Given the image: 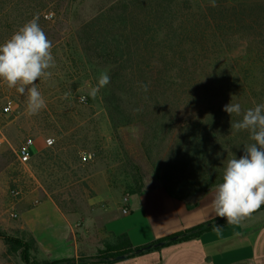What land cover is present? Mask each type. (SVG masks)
I'll return each mask as SVG.
<instances>
[{
    "label": "rangeland",
    "instance_id": "rangeland-1",
    "mask_svg": "<svg viewBox=\"0 0 264 264\" xmlns=\"http://www.w3.org/2000/svg\"><path fill=\"white\" fill-rule=\"evenodd\" d=\"M48 1L50 5L39 22L46 25L44 32L53 44L56 66L50 69L49 79L36 82L46 109L28 116L26 97L0 81V264H27L23 251L31 242L33 248L28 250L31 258L52 262L39 259L35 240L18 228L22 223V207L29 201L47 200L44 191L64 208L79 209L85 197L95 190L102 191L105 185L122 200L130 196L134 175L141 178L143 191L161 186L162 171L169 168L173 156H177L179 143L184 140V121L195 116V107H172L171 99L167 98L168 105H162L165 129L153 132L157 109L153 113L142 112L140 106L136 107L139 96H134L135 91L120 95L125 104L114 116L107 104L111 87L108 91L107 86L102 88L95 99L88 97L86 103H81L79 97L87 95L88 85L95 86L101 72L107 71L110 76L114 70L89 58L80 40L81 27L107 11L111 4L108 0ZM197 1L210 33L216 28L215 20H219L218 35L225 48L222 60L233 62L240 82L250 86V108L264 103V0H215V6L212 0ZM14 19L11 17L9 21ZM116 30L121 35L127 32L122 26H116ZM65 93L71 94L68 99L62 98ZM155 99L152 98L151 104L155 105ZM157 100L160 103L163 99ZM226 102L236 103L229 98ZM9 105L11 110L7 112ZM241 109L242 113L247 110L245 106ZM240 119L236 114L228 117L220 113L211 127L218 134L216 140L223 156L228 153L235 156L240 145L252 142L247 131H231V121ZM28 139L46 141L47 151L22 166L16 153ZM86 155L91 158L85 160ZM15 190L21 192L20 196L13 194ZM200 196L189 194L183 198L194 201ZM5 238L18 239L23 247L10 252ZM102 251L105 247L94 258L83 259L101 260Z\"/></svg>",
    "mask_w": 264,
    "mask_h": 264
},
{
    "label": "trees",
    "instance_id": "trees-1",
    "mask_svg": "<svg viewBox=\"0 0 264 264\" xmlns=\"http://www.w3.org/2000/svg\"><path fill=\"white\" fill-rule=\"evenodd\" d=\"M108 1L111 5L107 11L82 25L80 40L91 60L114 67L110 83L105 87L107 91L112 88L107 101L109 111L113 112V116L118 113L125 104L120 95L135 91L134 96H139L136 107L140 106L142 112L153 113V109H157L152 121L156 130L152 131L161 132L166 126L162 105H168L167 98L171 99L172 107H195V116L184 121L186 133L178 145L177 156H173L169 168L162 171L161 186L181 200L189 194L202 196L208 193L222 182L224 167L233 158L229 153L221 154V146L216 140L218 134L211 127L216 124L215 119L220 113L230 117L222 110L228 98L247 109L251 105L250 86L240 82L233 62L222 60L225 48L218 35L219 20H215L216 28L210 33L197 0ZM49 5L48 0H0V44L34 15L41 17ZM11 17L15 19L9 21ZM39 23L46 30L45 23ZM116 26H122L127 32L121 35ZM142 83L149 84L146 92L141 87ZM152 98L163 100L159 103L155 99L154 105L151 104ZM243 154L244 146L240 145L235 157ZM174 178L178 181L174 182ZM142 187L141 178L134 175L131 195L145 192ZM262 209L264 206L258 211ZM224 222H227L226 219L221 218L217 223L202 225L178 239H188ZM170 240L162 241L169 243ZM5 241L10 252L23 247L18 239L5 238ZM32 248L31 242L23 251L27 264L88 262L83 258L39 262L30 257L28 250ZM145 249H135L129 237L122 235L116 243L105 245L101 261L111 262L119 257L134 256Z\"/></svg>",
    "mask_w": 264,
    "mask_h": 264
},
{
    "label": "crops",
    "instance_id": "crops-1",
    "mask_svg": "<svg viewBox=\"0 0 264 264\" xmlns=\"http://www.w3.org/2000/svg\"><path fill=\"white\" fill-rule=\"evenodd\" d=\"M45 149L46 141L36 139L32 157H39ZM214 192L215 188L187 201L157 186L128 196L124 206L122 197L105 185L102 191L85 197L83 207L66 209L44 191L47 200L29 201L22 207L18 228L35 240L41 260L94 258L106 244L127 235L135 249H147L111 262L89 260L84 264H264V209L241 224H219L220 232L210 228L178 239L221 219L211 212ZM125 208L127 214L123 213ZM168 238L169 243L162 241Z\"/></svg>",
    "mask_w": 264,
    "mask_h": 264
},
{
    "label": "clouds",
    "instance_id": "clouds-1",
    "mask_svg": "<svg viewBox=\"0 0 264 264\" xmlns=\"http://www.w3.org/2000/svg\"><path fill=\"white\" fill-rule=\"evenodd\" d=\"M215 6V0H212ZM39 15L21 26L4 43L0 44V81L8 88L26 97V114L38 115L46 109V101L37 87L38 80H47L52 76L50 69L56 66L52 54L53 44L39 23ZM111 77L103 71L95 86L88 85L87 95L79 100L86 103L88 97L96 98L100 90L110 83ZM146 92L149 84H141ZM65 93L63 99H68ZM223 111L230 116H241L231 121V131H247L252 143L244 145V154L227 161L222 182L215 185L214 196L210 202L215 217L226 219L228 224H241L264 206V103H259L242 113L239 103L224 105ZM213 230L221 231L219 225Z\"/></svg>",
    "mask_w": 264,
    "mask_h": 264
},
{
    "label": "built area",
    "instance_id": "built-area-1",
    "mask_svg": "<svg viewBox=\"0 0 264 264\" xmlns=\"http://www.w3.org/2000/svg\"><path fill=\"white\" fill-rule=\"evenodd\" d=\"M7 112H9L11 110V105H9L8 107H6L5 109ZM48 143L50 144V142L48 141ZM34 145V141L32 139H28L24 142V144L22 146H20L17 150V159H18V162L20 163V165L22 166H27L29 165L30 161H31V158H32V155H31V148L32 146ZM91 158V155H86L84 157V159H90ZM13 194L15 196H20L21 192L18 191V190H15L13 191ZM122 203L124 206H127L128 205V197H125L123 200H122ZM123 213L124 214H127L128 213V210L127 208L123 209ZM13 217H17L16 214H13Z\"/></svg>",
    "mask_w": 264,
    "mask_h": 264
},
{
    "label": "water",
    "instance_id": "water-1",
    "mask_svg": "<svg viewBox=\"0 0 264 264\" xmlns=\"http://www.w3.org/2000/svg\"><path fill=\"white\" fill-rule=\"evenodd\" d=\"M149 248V247H148ZM123 257H119L118 259H122Z\"/></svg>",
    "mask_w": 264,
    "mask_h": 264
}]
</instances>
